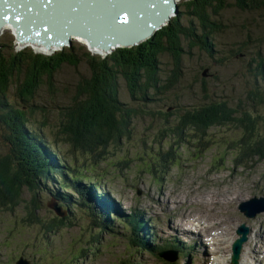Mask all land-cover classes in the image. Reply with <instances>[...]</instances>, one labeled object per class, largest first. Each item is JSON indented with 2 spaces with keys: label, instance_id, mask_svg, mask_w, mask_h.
Wrapping results in <instances>:
<instances>
[{
  "label": "rangeland",
  "instance_id": "1",
  "mask_svg": "<svg viewBox=\"0 0 264 264\" xmlns=\"http://www.w3.org/2000/svg\"><path fill=\"white\" fill-rule=\"evenodd\" d=\"M189 1L175 2L176 16L179 15L183 25L189 23V12L185 9L186 2ZM212 13L213 8L210 9L209 16ZM173 17L175 14H170L168 21ZM213 19L222 27L220 34L214 33L212 37L208 38L212 47V54L214 53L213 56H208L196 47L189 49L187 43H183L182 47L185 54L188 50L190 53L183 58L181 78L171 88L161 91L151 100L143 103L138 100H131L125 90L124 82L120 81L121 96L119 100L123 104L138 110L132 119V134L122 140L118 146L111 145L108 148L109 155L99 165L100 170L105 174L96 171L91 172L95 178L99 176V179L96 178L99 186L116 189L121 195L131 199L134 202L133 205H142L140 209H133V212L141 220L151 217V226L157 228H155L153 235L150 232L147 233L151 235L154 242H157L158 231L160 228L163 229V225H159L155 221L154 216H156L157 209L152 211V208L168 191L170 195H174L170 196L169 199L174 201L175 207L183 203L185 212H190L202 220L217 223L215 226L222 230L221 240H224L232 234L233 224L238 218L234 214L231 199L259 194L260 190L264 189V157L251 172H231L228 165L219 166L214 171L211 167L213 158L224 152L227 155L249 156L246 148L251 147L256 151L264 135V126L263 128L258 126L259 124L264 125V106L257 108L258 121L251 117L253 123V130L251 131H245L235 123L210 128L203 135L191 131V129L184 131L181 142H184L193 132L194 136L191 138L205 136L214 146L201 158L194 157L192 152L185 147L179 148L180 162L177 166L172 167L164 183L155 184L151 176L140 173L142 161L139 159L142 157L151 161L155 158L151 154L150 148L155 150L159 146V138L168 126V122L170 128L178 126L177 118L185 111L210 102L221 101L226 102L230 108L237 109L242 105L243 110H251L246 93L254 78L248 71L254 66L252 59L260 55V52L264 58V12L240 11L235 8L233 0H227V6L220 10ZM195 25L197 27V23ZM190 29L192 33L199 32ZM14 36L11 30H2L0 47L2 44L10 43L11 40L15 41ZM67 44L61 48H67V46L83 47L85 51H89L91 54L107 57V55H99L93 52L85 44L73 38H70ZM15 46L17 50L29 47L34 52L41 53L32 46H20L17 41ZM3 49L1 48V50ZM56 50H59V47H56L54 51ZM53 52L42 55H50ZM161 59L164 63L168 62L166 56ZM250 64L251 66H249ZM204 69L207 70L205 75L202 72ZM87 74L88 68L81 60L76 67L63 66L55 75L57 96L50 98L44 91H37L40 102L47 103L49 108L54 107L55 109L67 106L71 99L69 97L70 92L81 77ZM165 79L166 77L159 79L160 85L164 84ZM259 82L264 88V79H260ZM13 93H9L8 101L13 107H17L18 99ZM166 113H170L168 117L165 116ZM46 140L49 139L46 137ZM167 140L164 138L161 141V146L164 149L168 146ZM41 148L47 149L45 145H41ZM117 162L124 163L123 173L119 174L118 169L114 166ZM76 165L80 166L77 163ZM83 186L86 187L87 185ZM44 187L43 192L37 194V200L44 202L47 199L45 204L50 202V206L55 203L58 205L60 199L57 193L61 194V192L55 189L52 180L47 181ZM23 191V198L29 200L32 193L27 190ZM137 191L140 192V198H135ZM87 192L88 190L84 191L83 197L87 196ZM111 197L113 199L111 201L115 200L116 202L117 196L111 195ZM67 199L77 204V206H68V211L71 213H68L63 207L69 203V200L66 203L61 201L63 206L60 207L64 209L65 214L57 217L53 210L46 207L37 215L41 220L40 224L29 222L33 217L27 218L25 204L12 210L0 207V264H7L8 256L19 254L22 251L32 256L36 260V264H62L64 262H72L73 264H121L127 263L122 261L126 259L134 260L136 264H160L158 261H154L152 256L146 253L140 254L128 244L126 229L123 224L124 215L118 219H112V226L109 228L113 231L108 230L106 224L102 222L103 215L98 212L100 210L102 213L112 211L111 208H108L110 205L105 203L108 202L106 199H103L105 202L101 200L102 208L100 204L96 203L97 209L99 207L98 211L94 210L93 203H89L90 215L86 214V209L78 205L74 195ZM119 205L123 206L122 204ZM113 208L115 205L112 204ZM147 210L149 211L146 212ZM180 211L182 208L177 210L176 214ZM171 217H174L173 212ZM65 218L67 220L64 221V225L57 226L54 224L58 219ZM90 219L93 220L90 221ZM170 221L175 222V219H169ZM188 221L186 220V222ZM96 224L101 227L105 225V228H97ZM262 227H264V216H259L255 228L256 231L260 229V234ZM163 234L171 235L177 240L186 242L185 244H192L195 240L194 236L181 233L177 226L175 228L169 227V230L163 229ZM7 243L8 245H6ZM223 246L220 244L218 251L219 254L226 255L227 250ZM204 250L205 248H199L198 252L203 253ZM208 259L206 257V260ZM12 263L14 261L11 259L10 264Z\"/></svg>",
  "mask_w": 264,
  "mask_h": 264
},
{
  "label": "trees",
  "instance_id": "2",
  "mask_svg": "<svg viewBox=\"0 0 264 264\" xmlns=\"http://www.w3.org/2000/svg\"><path fill=\"white\" fill-rule=\"evenodd\" d=\"M233 1L235 8L240 11L264 12V0ZM226 6L227 0H190L185 7L189 12V23L183 25L179 15L175 16L146 40L133 46L118 47L107 57L91 54L83 47L76 46L59 48L50 55H42L29 47L17 50L16 40L2 44L0 207L12 210L25 204L27 218L33 217L29 222L40 224L37 215L50 202L45 204L47 199L43 202L36 197L43 192L44 184L55 173L47 163L41 145L55 147L59 153L71 158L75 165L80 164L76 165L79 175L85 164L91 165L106 159L111 145L118 146L132 134V119L138 112L119 100L120 81L124 82L131 100L143 103L171 88L181 78L183 58L190 53L188 50L185 54L183 43H187L189 49L196 47L208 56H213L208 38L222 32L221 25L213 17ZM212 8L213 13L209 16ZM190 28L199 32L192 33ZM163 56L168 58L167 63L162 61ZM80 60L87 66L88 74L81 77L70 92L69 104L55 109L49 108L47 103H41L37 91H44L50 98L57 96L55 75L63 66L76 67ZM263 60L260 52L252 59L254 66L248 71L254 78L246 93L250 111L243 110L242 105L237 109L230 108L224 101L210 102L187 110L178 116L177 127L170 128L168 122L159 138L160 143L167 138L170 146L179 145L184 131L190 129L203 135L210 128L235 123L245 131L253 130L251 117L258 121L257 108L264 106V88L259 82L264 79ZM161 77H166L163 85H160ZM11 92L18 99L17 107L8 101ZM258 126L263 128L264 125ZM245 150L250 155L241 157L262 160L264 135L256 151L251 147ZM157 163L148 169L151 173L158 171ZM23 190L32 193L29 200L23 198ZM62 212H65L64 209ZM66 220L58 219L54 224L64 225ZM129 224L133 226L134 219L131 218Z\"/></svg>",
  "mask_w": 264,
  "mask_h": 264
},
{
  "label": "bare ground",
  "instance_id": "3",
  "mask_svg": "<svg viewBox=\"0 0 264 264\" xmlns=\"http://www.w3.org/2000/svg\"><path fill=\"white\" fill-rule=\"evenodd\" d=\"M14 1H18V0H14ZM80 1L82 0H44V1H41L40 2L41 9L48 8L49 10H51V12L44 10L38 14L31 15L30 16V25H31L30 32L29 34L23 33V35H26L29 41L18 42V38H17V43L20 46H25V45L32 46L37 51H40L41 54H44V53L53 52L56 49V47L50 46L49 49H46L42 44L38 43L39 38L42 34L49 36L47 39L44 40L43 43L52 41L50 38H53L55 42L67 41L68 43L70 41V38H73L74 40L84 43L93 52L99 55L101 54V55L106 56L110 54L111 52H113L118 46L116 45L111 46V44H106L107 42L105 41L114 36L121 37V32L123 31H131V34L126 36L125 38L133 39V38H136L134 36L141 34L142 41L143 39L146 40L152 35L151 34L145 38L143 37L142 33L148 31L150 27V25L147 24L145 21H143L141 28L137 27L136 22L127 21V23L121 24L120 28L115 29V26L111 25L112 23H110V19H111L110 12L111 11H114L115 13L119 12L118 15H122L123 18H125L124 10L121 8L123 12H120V9L118 6L111 7L109 5H105L103 2L97 4L96 2H94V0L92 1L84 0L86 2L84 4L83 10L78 12V9H77L78 7H76V5ZM177 1H181V0H173V5L175 7H176L175 2ZM45 2H49L50 5L44 6L43 4ZM33 3H39V2L34 0ZM54 4H55V8H52V5ZM160 4L161 5L159 7L156 6L157 7L156 10L151 15L153 19H159L161 18L163 14L170 13V12L167 13L170 8L169 0H161ZM25 7L28 9L33 8L32 4H30L29 6L25 5ZM34 9L41 10V9H38V7H35ZM173 14H175L176 16L177 12ZM1 19L2 18H0V33L2 30L7 29V30H11L13 34L16 36L15 28H19L22 25L23 21L19 19L18 22L13 24L12 22H5V21L3 22ZM76 28L82 29L83 31H85L86 34L92 35V37L94 38L93 44L89 45L86 40L82 39L81 37L75 36L73 32L74 30H76ZM23 29L26 30L25 28ZM103 48H107V49L104 50ZM92 200L94 201L95 204L96 203L98 205L100 204L102 208L103 204L101 200L96 201L94 200L93 197H92ZM105 203L110 205L108 206V208H111L112 211L113 209H115V208L112 209L111 203L109 202H105ZM99 212L102 213L101 210Z\"/></svg>",
  "mask_w": 264,
  "mask_h": 264
},
{
  "label": "water",
  "instance_id": "4",
  "mask_svg": "<svg viewBox=\"0 0 264 264\" xmlns=\"http://www.w3.org/2000/svg\"><path fill=\"white\" fill-rule=\"evenodd\" d=\"M28 0H18V1H13V0H0V11H2V14L5 16L3 19H1L3 22H12L13 24L18 22V20H23L24 18H28L27 14H23V12L26 11L25 4L27 3ZM30 3L32 4L33 8L29 9L30 14H38L44 10L50 11L48 8H43L41 10H35L34 8L36 7L35 4L33 3L32 0H29ZM38 1L39 3L44 0H35ZM89 1V0H86ZM84 0L80 1L76 7L79 9L81 8L80 4H83L81 11L84 8L85 2ZM92 1V0H91ZM94 2L101 3L103 2L105 5H109L111 7L113 6H118L120 9V12H123L121 8L125 12V18H123L122 15H118V13H115L114 11L110 12V23L113 22V25L115 28H120L121 24L127 23L128 22H136V25L138 28H141L143 21H145L147 24L150 25L149 30L142 33L143 37H147L151 34H153L157 29L163 26L165 22H168V15L176 13V7L173 5V0H169V10L167 13L169 14H163L161 18L159 19H153L151 15L153 12L156 10L157 7H159L161 4V0H94ZM44 6L50 5L49 2H45L43 4ZM27 6V5H26ZM157 6V7H156ZM52 8H55V4L52 5ZM39 9V8H38ZM56 12V10H55ZM124 19V20H123ZM117 21V23H116ZM141 23V24H140ZM15 28V27H14ZM17 35H18V42H26L29 41L26 37V35H23V33L29 34L30 30H24L19 28H15ZM31 29V26H30ZM33 31V30H32ZM73 34L77 37H81L82 39L86 40L89 45H92L94 42V38L92 35L86 34L85 31L82 29L76 28L74 30ZM131 31H123L121 32V37L120 36H115L113 38L107 39L105 42L106 44H111V46H133L137 44L139 41H141V34L134 36L136 38H125L126 36L130 35ZM133 34V32H132ZM49 36H46L42 34L39 38L38 43L42 44L46 49H49L50 46H55L61 48L63 45L67 44V41L64 42H55L53 38H50L52 41L43 43L45 39H47ZM119 37V38H118ZM118 38V39H117ZM140 38V39H139ZM69 45V44H67ZM104 50L107 48H103ZM206 70L203 71V75H205ZM55 209V207H51ZM56 210V209H55ZM57 215L60 216L56 212Z\"/></svg>",
  "mask_w": 264,
  "mask_h": 264
}]
</instances>
